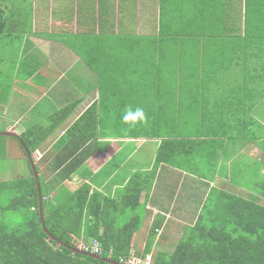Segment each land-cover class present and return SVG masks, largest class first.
Instances as JSON below:
<instances>
[{
    "label": "crops",
    "instance_id": "1",
    "mask_svg": "<svg viewBox=\"0 0 264 264\" xmlns=\"http://www.w3.org/2000/svg\"><path fill=\"white\" fill-rule=\"evenodd\" d=\"M39 1L30 31L20 21L24 5L6 4L21 35L0 47V137L19 138L75 105L35 152L40 161L103 96L97 151L63 186L74 192L87 183L122 202L137 179L135 214L143 226L132 255L146 249L156 223L152 255L169 253L171 239L229 197L264 205V0H178L189 2L180 9L182 26L200 36L167 44L165 75L140 66L157 62L161 14L151 11L158 0ZM123 16H132L134 28L124 26ZM126 31L135 38H116ZM128 105L143 108L147 124L125 125ZM165 141L183 147L158 165Z\"/></svg>",
    "mask_w": 264,
    "mask_h": 264
},
{
    "label": "trees",
    "instance_id": "2",
    "mask_svg": "<svg viewBox=\"0 0 264 264\" xmlns=\"http://www.w3.org/2000/svg\"><path fill=\"white\" fill-rule=\"evenodd\" d=\"M7 3L8 0H0L1 48L11 37L20 34H14L11 28L12 20L7 18L6 12ZM162 16L164 15L161 14L159 19V53L154 52V57H158L152 58L157 62L148 64L142 60L140 66L144 71L152 69V72L165 75L168 70L165 53L167 44L199 38L200 34L184 28L181 16L179 19L182 22L180 21L179 26L172 24L173 29ZM134 36L136 35L129 31L117 33L116 38L131 40ZM1 48L0 52L5 49ZM103 103V96H100L99 102L75 121L65 131L63 138L53 146V150L38 163L34 159L35 152L70 117L75 105L67 106L53 115L47 127H35L19 138L12 137L27 161L31 176L15 182H0L1 194H14L10 206H1L0 209L4 212L25 211L28 218L25 224L17 228L0 224V264H111L106 260L119 264L120 259L148 255L152 256L153 264H264V205L236 197H229L213 209H208L192 229L182 234L178 245L173 248V254L160 251L154 256L150 253L159 233L160 223H156L150 228L146 249L132 255L136 245L135 235L143 226L142 218L135 214L142 193L141 189L136 191L137 179L127 187L122 202L93 191L87 183L74 192L63 186L97 151L101 137L99 116ZM178 145L163 142L158 154V165L168 163L170 154L178 155L183 143ZM26 150L32 157V162L36 163L43 203V222L37 182ZM57 150L61 151L57 154ZM42 176L46 179L45 187H42L40 180ZM261 187V196L264 197V184ZM93 241L98 243L102 251L99 259L90 254L79 253L82 244Z\"/></svg>",
    "mask_w": 264,
    "mask_h": 264
},
{
    "label": "rangeland",
    "instance_id": "3",
    "mask_svg": "<svg viewBox=\"0 0 264 264\" xmlns=\"http://www.w3.org/2000/svg\"><path fill=\"white\" fill-rule=\"evenodd\" d=\"M12 0H8V2H10L9 4H11ZM16 2L22 3L24 6V13L27 14L29 13L30 15H26V17H22L20 19V21H22L23 25H26L27 30H31V28L33 27L30 23L31 20H33L36 15V5H39V0H15ZM164 4V5H163ZM189 2H186L183 4L182 1H178V0H168V1H164V3H161L160 0H158L157 2V10H156V6L155 9H153L151 11V13H153L154 11H158L159 14H162L164 16H162V18L165 17V19H167V21H170L173 25H175V23L179 20V17L181 16V8H183V6L188 5ZM33 9V10H32ZM7 13H9L8 11H6ZM34 12V13H33ZM130 12V11H127ZM134 12V11H132ZM7 18H10L12 20L11 16H8ZM121 21L124 23L125 21H127L128 23L124 24L127 25V29L131 30L132 28H134V24H132V16H128V17H120ZM15 23V22H14ZM173 25L171 27H173ZM123 26V27H124ZM16 32H14L15 34ZM18 35H21L18 34ZM185 58L188 59L189 56H184ZM198 57V55L196 56ZM183 59V64H181V66H179L180 68V73L184 72L185 74V69L183 68L184 66H187V62L186 59ZM192 63L189 65L191 66ZM178 68V69H179ZM6 69H4V74L3 77L4 79H6L7 76V72ZM183 74V75H184ZM1 82V81H0ZM160 93V92H159ZM158 93V94H159ZM49 125V121L45 122L43 126H48ZM4 131L3 127H0V133L2 134ZM1 145L5 146L8 145L11 146L10 150H2V148H0V182H12V181H19L22 179H29L31 174H30V169L28 167L27 161L25 160V158L22 155L21 150L18 148V146H16L15 143H13L12 139L10 138H5V137H0V147ZM103 151H100L97 153L98 155L101 154ZM37 153L34 154V159L35 161H39L40 157L38 155H36ZM99 156H97L98 158ZM96 158V159H97ZM97 161H100L101 164L104 162L103 157H99ZM84 171V169L82 170ZM41 183H42V187L44 186V180L45 177L42 176L40 177ZM71 189V188H70ZM13 196L14 194L11 192H5L3 194L0 193V207L1 206H10V204L12 203L13 200ZM28 218L27 213L24 212H16V211H11V210H7V212H4L0 209V224L7 226L9 228H17L23 224L26 223ZM180 239H171L169 241V247L171 248L169 250L170 254H173V250L172 248L176 247L179 243ZM155 256V254H154Z\"/></svg>",
    "mask_w": 264,
    "mask_h": 264
},
{
    "label": "built area",
    "instance_id": "4",
    "mask_svg": "<svg viewBox=\"0 0 264 264\" xmlns=\"http://www.w3.org/2000/svg\"><path fill=\"white\" fill-rule=\"evenodd\" d=\"M81 251L86 254H90L98 257L102 256V251L96 241H93L89 244H82ZM109 257H111V253ZM119 264H153V258L151 255L141 258L131 256L128 259H120Z\"/></svg>",
    "mask_w": 264,
    "mask_h": 264
},
{
    "label": "clouds",
    "instance_id": "5",
    "mask_svg": "<svg viewBox=\"0 0 264 264\" xmlns=\"http://www.w3.org/2000/svg\"><path fill=\"white\" fill-rule=\"evenodd\" d=\"M121 119L125 125L133 128L148 122V116L144 109L141 107L133 108L131 105L125 107Z\"/></svg>",
    "mask_w": 264,
    "mask_h": 264
},
{
    "label": "water",
    "instance_id": "6",
    "mask_svg": "<svg viewBox=\"0 0 264 264\" xmlns=\"http://www.w3.org/2000/svg\"><path fill=\"white\" fill-rule=\"evenodd\" d=\"M5 136H10V134H5ZM25 147V146H24ZM26 149V148H25ZM27 154H28V157H29V160L30 162L32 163V169L34 171V175H35V180L37 182V188H38V191H39V199H40V202H39V205H40V214H41V222H43V203H42V196H41V189H40V185H39V181H38V174L36 172V168H35V164L32 162V157L30 156V154L28 153V151L26 150ZM79 253H84L82 252L81 250L79 251ZM86 254V253H85ZM87 255V254H86ZM91 257L93 258H96V259H99L98 256H94V255H90ZM106 262L108 263H111V264H114L113 262H111L110 260H106Z\"/></svg>",
    "mask_w": 264,
    "mask_h": 264
}]
</instances>
